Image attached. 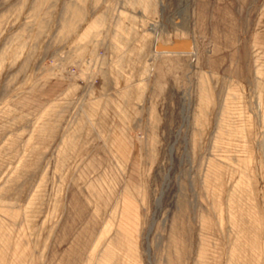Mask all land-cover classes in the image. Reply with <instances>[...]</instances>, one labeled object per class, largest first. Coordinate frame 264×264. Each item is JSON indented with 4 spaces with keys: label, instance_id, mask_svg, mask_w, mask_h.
<instances>
[{
    "label": "rangeland",
    "instance_id": "1",
    "mask_svg": "<svg viewBox=\"0 0 264 264\" xmlns=\"http://www.w3.org/2000/svg\"><path fill=\"white\" fill-rule=\"evenodd\" d=\"M0 264H264V0H0Z\"/></svg>",
    "mask_w": 264,
    "mask_h": 264
},
{
    "label": "water",
    "instance_id": "2",
    "mask_svg": "<svg viewBox=\"0 0 264 264\" xmlns=\"http://www.w3.org/2000/svg\"><path fill=\"white\" fill-rule=\"evenodd\" d=\"M153 46L156 53H191L194 50L193 41L190 38L175 39L171 43L162 44L156 37Z\"/></svg>",
    "mask_w": 264,
    "mask_h": 264
},
{
    "label": "built area",
    "instance_id": "3",
    "mask_svg": "<svg viewBox=\"0 0 264 264\" xmlns=\"http://www.w3.org/2000/svg\"><path fill=\"white\" fill-rule=\"evenodd\" d=\"M106 58V53L103 50H98L96 51L93 55L87 57L86 59H84L83 63H82V68L87 69L89 68L90 70H94L95 73L98 71H100V64L103 62V59ZM81 66L79 71L82 70ZM69 74L77 76L78 72H77V68H71L69 69ZM98 74L96 73L95 76H97ZM80 79V78H78Z\"/></svg>",
    "mask_w": 264,
    "mask_h": 264
}]
</instances>
